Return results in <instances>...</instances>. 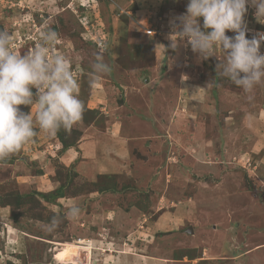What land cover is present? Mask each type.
<instances>
[{"label":"rangeland","instance_id":"obj_1","mask_svg":"<svg viewBox=\"0 0 264 264\" xmlns=\"http://www.w3.org/2000/svg\"><path fill=\"white\" fill-rule=\"evenodd\" d=\"M186 4L0 0V30L16 53L30 52L45 27L59 34L55 53L69 60L84 105L60 129L69 149L34 124V139L0 161V264H90L105 248L113 264L126 252L146 258L138 264H264V83L250 102L216 72L219 47L207 59L186 38L170 47L169 21ZM254 11L247 38L264 32ZM100 51L112 71L94 81ZM102 187L114 189L95 194ZM58 189L62 198L43 197ZM72 205L78 219L67 216ZM67 248L77 257L64 260Z\"/></svg>","mask_w":264,"mask_h":264},{"label":"clouds","instance_id":"obj_2","mask_svg":"<svg viewBox=\"0 0 264 264\" xmlns=\"http://www.w3.org/2000/svg\"><path fill=\"white\" fill-rule=\"evenodd\" d=\"M249 7L255 10V20L264 24V0H187L185 12L169 24L170 37H176L170 38L173 49L178 39L186 38L198 58L207 59L219 47L224 59L217 64L216 72L249 94L247 99L251 102L253 89L264 83V53L260 51L264 32L246 37L251 31L244 19ZM226 31L234 35L228 36ZM58 39L54 29L45 27L38 33L35 47L21 55L12 50V35L0 30V161L34 139V124L48 137H55L61 128L70 131L82 119L84 105L79 98V83L69 60L55 53ZM101 48L106 51L104 45ZM91 68L94 81L112 71L103 51L95 55ZM21 105L29 106L30 112L22 111ZM247 119L251 122L254 117L248 114ZM80 212L79 206L72 205L67 216L78 219ZM59 223L53 217L46 230L54 231Z\"/></svg>","mask_w":264,"mask_h":264},{"label":"crops","instance_id":"obj_3","mask_svg":"<svg viewBox=\"0 0 264 264\" xmlns=\"http://www.w3.org/2000/svg\"><path fill=\"white\" fill-rule=\"evenodd\" d=\"M165 65H166V62H165ZM162 67V66H161ZM168 76H171V73H170V70H169V72H168ZM107 168H109V167H107ZM112 169V168H111ZM105 216V215H104ZM100 218V217H99ZM117 220V219H116ZM118 225V224H117ZM135 232H132V233H130L131 235H129V237H128V240H130L132 237H133V234H134ZM135 243V242H134ZM133 243V245H135ZM135 247V246H134ZM122 249H124L123 247H121V250ZM134 249V248H133ZM96 250H98V249H95V250H93V248L92 249H90L89 250V255L91 256V255H94L95 256V251ZM125 250V249H124ZM135 250V249H134ZM99 251H101V253H100V255H101V257L100 258H95V257H93L94 258V262L93 263H90V264H113V254H112V252L110 253L108 250H107V248H105V250H99ZM136 251V250H135ZM117 254H119V253H117ZM98 255H99V252H98ZM112 256V259H110V257ZM123 258H122V263H124L125 264V260L127 259H132L133 257L135 258L133 261H130V262H133V264H138L137 263V261H141L140 259H142V258H144V259H146L144 256H142V255H136V254H131V253H128V252H126L125 254H124V256H122ZM91 258V257H90ZM149 259H151V258H149ZM154 262H158V260H155L154 259ZM85 264H89V258L87 259H85Z\"/></svg>","mask_w":264,"mask_h":264},{"label":"trees","instance_id":"obj_4","mask_svg":"<svg viewBox=\"0 0 264 264\" xmlns=\"http://www.w3.org/2000/svg\"><path fill=\"white\" fill-rule=\"evenodd\" d=\"M263 50H264V48L261 46V50L260 51L262 52ZM56 136H57V139L59 140V142H61V144H62L61 150H66V149H69L71 147L72 144L68 143L67 140H65V138L61 134V130H59L57 132ZM99 177H101L103 179H106L105 175H101ZM113 189L114 188H110V187H104V188L102 187V188L97 189L95 191L96 192L95 194L101 193L102 195H104V193H105V195H106V194H109V193L113 192ZM52 193L53 194H50V195L49 194L43 195V197L46 199V201H49L50 198H52V197L49 198V196H53L54 197L53 199L62 198L61 193H60V189H58V190H56L55 192H52Z\"/></svg>","mask_w":264,"mask_h":264},{"label":"bare ground","instance_id":"obj_5","mask_svg":"<svg viewBox=\"0 0 264 264\" xmlns=\"http://www.w3.org/2000/svg\"><path fill=\"white\" fill-rule=\"evenodd\" d=\"M77 255V253H76V250H75V248H67V249H65V251H64V254H63V256H64V260H66V261H69L71 258L70 257H77L76 256ZM79 255H80V253H79ZM82 256V255H81ZM79 259V258H78ZM72 260V259H71ZM76 261V260H75ZM72 264V263H71Z\"/></svg>","mask_w":264,"mask_h":264},{"label":"built area","instance_id":"obj_6","mask_svg":"<svg viewBox=\"0 0 264 264\" xmlns=\"http://www.w3.org/2000/svg\"><path fill=\"white\" fill-rule=\"evenodd\" d=\"M98 45H100L99 47H101L102 44L99 43ZM261 46L264 48V43H262ZM262 53H264V50L262 51Z\"/></svg>","mask_w":264,"mask_h":264}]
</instances>
